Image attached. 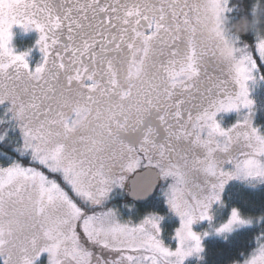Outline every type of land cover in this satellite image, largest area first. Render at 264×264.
I'll return each mask as SVG.
<instances>
[{
	"label": "snow or ice",
	"instance_id": "obj_1",
	"mask_svg": "<svg viewBox=\"0 0 264 264\" xmlns=\"http://www.w3.org/2000/svg\"><path fill=\"white\" fill-rule=\"evenodd\" d=\"M192 10L188 0H0V125L19 127L29 155L0 163V264L45 252L48 264H183L202 251L193 222L211 220L227 181L264 180L248 87L264 69V34L241 41L246 55L230 69L198 45ZM13 25L39 32V60L15 50ZM245 108L229 127L216 118ZM169 178L175 249L157 215L133 222L106 206L115 186L147 197ZM250 222L233 208L215 231ZM243 264H264V233Z\"/></svg>",
	"mask_w": 264,
	"mask_h": 264
},
{
	"label": "rangeland",
	"instance_id": "obj_2",
	"mask_svg": "<svg viewBox=\"0 0 264 264\" xmlns=\"http://www.w3.org/2000/svg\"><path fill=\"white\" fill-rule=\"evenodd\" d=\"M11 31H12V33L16 34L15 29H11ZM14 34H13V38H12V40H13L12 45L15 48L14 45H15L16 39L18 37ZM18 40H19V38H18ZM19 43H21L20 40H19ZM261 70H264V69H261ZM261 70L255 74V78L253 80L248 81L249 95H250V98L253 99V101H254V104L252 105V108L254 110H255L254 106H257L255 104V94H256V96L259 95V97H260V94L264 95V78H261V76L264 75V73L262 74ZM235 91H238V85L233 88V92H235ZM260 108H261V112L263 113L264 112V98L262 99V102L260 103ZM230 111L233 113V116L235 115V116H238V118H239L241 112H247L248 110L245 108V109H240L239 111L236 109H232ZM251 115H252L253 126L257 127L261 132H264V129H262L260 126H258L255 123V119H254L255 112H252ZM235 116H234V119H236ZM226 122H227V120H226ZM226 125L229 127L231 124H226ZM0 127H1L0 128V135L3 136V139H0V142L2 141V143L4 142L7 146L10 145V147H13L12 142L9 139V138H11V131H10L11 127L10 126L4 127L1 125H0ZM3 131H5L6 133H3ZM12 161H13V159H12ZM169 183H171V181L166 182V184L164 186L160 187L159 191H157L158 193H156V195H155V198L157 200L152 199L153 202L150 204V210L147 213L148 214H155L160 218V220H159V228H160L159 236L163 240V242L166 246H169L171 249H175V247L178 246V241L175 238V231L180 226L181 221H180L179 215L167 203L166 196L163 194V191H162V189L167 188V185ZM263 183H264V180H261L259 178L241 179L238 177H233L227 181V183L224 185L223 190L221 192V200L212 202V205L209 209V212L211 215V220L209 221L208 219H203V220L197 219L193 222V224H192L193 231L201 234V237H202V239H201L202 251L199 254H193L191 256L186 257L183 261V264L187 263L188 261L199 260L203 256L205 242L210 240V239L229 238L235 231H238V230H246L249 228H258L259 229V226L264 219L263 216H261V215H257L254 217L247 216V215L242 213V211L239 207L229 206L227 203V199H228L229 195H233L235 193H238V190H240V189L248 188L253 192H259ZM233 208L238 209L241 216L245 219H250L251 222L248 224L234 226L230 232L217 233L215 231V228L218 227L220 224L224 223L229 218ZM148 214H145L141 219H143ZM169 218L173 219L174 222H176L175 223L176 225L173 228V230L170 229L171 222H167ZM134 221L139 222L140 220L137 219ZM174 222H172V223H174ZM205 232H207V235H204ZM256 246H257V238L255 240V244H254L253 248L251 249V251L248 252L244 256L243 259H241L237 262L231 263V264H243V261L246 258V256L250 255L252 250ZM34 264H48V260L35 261Z\"/></svg>",
	"mask_w": 264,
	"mask_h": 264
},
{
	"label": "trees",
	"instance_id": "obj_3",
	"mask_svg": "<svg viewBox=\"0 0 264 264\" xmlns=\"http://www.w3.org/2000/svg\"><path fill=\"white\" fill-rule=\"evenodd\" d=\"M254 0H230L231 16L239 18L241 15H251V8ZM264 3V0H261ZM241 38L248 43H253L255 34L248 32L242 34ZM262 74L264 70H261ZM258 97V98H257ZM264 98L263 94L256 96L254 119L255 123L264 129V112H261L260 103ZM13 159L12 147L0 142V163H10ZM157 200L156 198H154ZM153 199V200H154ZM150 200L147 204L146 212L150 210ZM229 206L239 207L243 214L247 216L261 215L264 218V183L259 192H253L248 188L238 190V193L229 195L227 199ZM171 222L170 229L173 230L175 223ZM174 222V223H172ZM264 233V219L258 228H249L246 230L235 231L229 238H215L205 242L203 256L199 260L188 261L185 264H231L244 258L251 251L258 235Z\"/></svg>",
	"mask_w": 264,
	"mask_h": 264
},
{
	"label": "clouds",
	"instance_id": "obj_4",
	"mask_svg": "<svg viewBox=\"0 0 264 264\" xmlns=\"http://www.w3.org/2000/svg\"><path fill=\"white\" fill-rule=\"evenodd\" d=\"M193 9L190 26L195 28L198 45L211 47L217 61L230 69L242 63L241 36L264 34V3L254 0L251 15L239 18L225 14V0H188Z\"/></svg>",
	"mask_w": 264,
	"mask_h": 264
},
{
	"label": "flooded vegetation",
	"instance_id": "obj_5",
	"mask_svg": "<svg viewBox=\"0 0 264 264\" xmlns=\"http://www.w3.org/2000/svg\"><path fill=\"white\" fill-rule=\"evenodd\" d=\"M227 15L231 16V11L228 12ZM232 17H233V15H232ZM12 29H15L16 34H14V33L13 34L16 35L19 38V40L21 41V43H19L18 38L16 39V42L14 45L15 50L16 51H24V50H27L30 48L31 52H30V55L28 57L29 60L33 61V62L39 60V58L41 56L40 50H39L38 46L34 47L35 42L39 37V32L34 28L25 31L21 25H13ZM12 41H11V43H12ZM241 41L245 42L242 38H241ZM248 44H250V43H248ZM235 86H237V85H233V88ZM234 116H233V113L229 110V111H221V112L217 113L216 118L221 122L222 126L228 127L226 124H233L238 119V116H235L236 119H234ZM226 120H227V122H226ZM1 126H4V127L10 126L11 127V130H10L11 131V138H9V139L12 142V146H13L12 147L13 160H20L21 162H27L29 159V155L27 153L21 154L20 147H19L20 137L22 134L19 127H13L10 124H2ZM3 133H6V132L3 131ZM169 181H171L170 178L166 181L165 180L159 181V187L156 189L153 196L145 202H137L131 198V193L129 190L130 186H129L128 182H126L123 187L115 186L113 188V190L111 191V193L109 194V198L106 201V206L109 208L117 209L120 218H122L123 220L132 219L133 222H135L134 220H137V219L141 220V218L145 214H148L145 210L147 208V204L149 203V201L154 199L155 195H156V193H158L157 191H159L160 187L164 186L166 184V182H169ZM151 203H152V201L150 202V204ZM39 260H48V254L46 252L42 253L37 258L36 261H39Z\"/></svg>",
	"mask_w": 264,
	"mask_h": 264
},
{
	"label": "water",
	"instance_id": "obj_6",
	"mask_svg": "<svg viewBox=\"0 0 264 264\" xmlns=\"http://www.w3.org/2000/svg\"><path fill=\"white\" fill-rule=\"evenodd\" d=\"M154 193H152L151 195L147 196V197H134L131 195V198L134 200V201H137V202H145L147 201L148 199H150L152 196H153Z\"/></svg>",
	"mask_w": 264,
	"mask_h": 264
}]
</instances>
